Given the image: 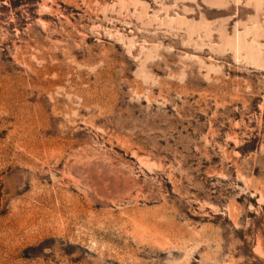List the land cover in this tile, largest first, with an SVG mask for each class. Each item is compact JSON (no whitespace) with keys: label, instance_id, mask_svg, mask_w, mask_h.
I'll list each match as a JSON object with an SVG mask.
<instances>
[{"label":"rangeland","instance_id":"1","mask_svg":"<svg viewBox=\"0 0 264 264\" xmlns=\"http://www.w3.org/2000/svg\"><path fill=\"white\" fill-rule=\"evenodd\" d=\"M0 89V264H264V0H0Z\"/></svg>","mask_w":264,"mask_h":264},{"label":"bare ground","instance_id":"2","mask_svg":"<svg viewBox=\"0 0 264 264\" xmlns=\"http://www.w3.org/2000/svg\"><path fill=\"white\" fill-rule=\"evenodd\" d=\"M0 90H2V89H0ZM4 92V91H3ZM4 95V94H3ZM2 96V95H1ZM3 98H4V96H3ZM2 99V98H1ZM3 101V100H2ZM0 102H1V100H0ZM4 102V101H3ZM33 122V121H32ZM34 123V122H33ZM29 130V129H28ZM34 139V138H33ZM41 200V199H40Z\"/></svg>","mask_w":264,"mask_h":264}]
</instances>
